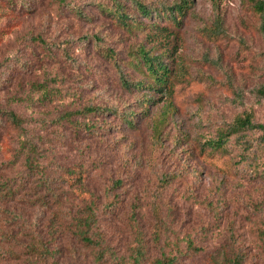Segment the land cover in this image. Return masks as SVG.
<instances>
[{
	"label": "rangeland",
	"instance_id": "374dc122",
	"mask_svg": "<svg viewBox=\"0 0 264 264\" xmlns=\"http://www.w3.org/2000/svg\"><path fill=\"white\" fill-rule=\"evenodd\" d=\"M89 1L0 0V264H135L137 249L142 264L164 254L264 264V182L251 174L264 171V153L239 164L235 140L229 156L199 150L244 112L264 124L257 0H188L177 25L120 0L134 29ZM108 49L131 81L142 79L131 65L139 51L163 57L165 93L125 90ZM144 95L156 103L141 108ZM128 111L133 127L120 118ZM87 207L101 260L71 234Z\"/></svg>",
	"mask_w": 264,
	"mask_h": 264
},
{
	"label": "trees",
	"instance_id": "16d2710c",
	"mask_svg": "<svg viewBox=\"0 0 264 264\" xmlns=\"http://www.w3.org/2000/svg\"><path fill=\"white\" fill-rule=\"evenodd\" d=\"M112 2L108 5L107 2H100L98 0H90L89 6H94L100 9L103 14L109 15L119 21L126 29H134L136 27H142L137 23V20L132 15L125 12V7L120 0H108ZM186 5H174L173 7L163 6L162 9L157 7L144 5L139 0H131V4L135 6L138 11L139 17L146 18L156 22L157 20H167L173 25H177L179 22L178 14L183 13L184 9L189 4L186 0ZM74 14L79 18H86V15L81 9H77L75 6L72 7ZM255 12L260 17V32L264 37V0H257L255 4ZM151 34V32L149 33ZM108 56L115 60V67L119 73V80L122 83V87L125 90L142 91V90H153L160 93H165L170 79V70L166 63L163 61V57H158L150 52L139 51L138 56H134V61H131L132 67L135 71L141 73L142 79L139 81H131L124 73L121 65L117 62L116 55L108 49ZM264 56V53H263ZM133 88V89H132ZM256 97L259 100H264V86L259 88L256 92ZM153 101V102H152ZM141 108L148 104L156 103L154 98L144 95L140 100ZM95 109H90L84 112H91ZM110 113V111H107ZM113 114L117 113L112 111ZM136 113L128 111L123 113L120 118L125 126L133 127L134 117ZM9 119L15 124H19L20 119L14 114L9 113ZM235 140V144L239 150L240 161L239 164L246 163L248 161L254 163L259 160V152H264V124L259 123L255 120L252 112H244L241 116L235 118L232 122L226 123L223 127L219 128L218 131L208 138L201 147L199 148L202 155H208L209 157L216 156H229L230 143ZM257 164L258 161H257ZM264 166V163H263ZM251 174L255 176V180L264 182V171L260 172L258 168L251 171ZM83 182L82 180L79 181ZM99 218L96 217L95 209L87 207L82 210L76 218L71 220V225L74 226V230L71 231L73 240L79 244L88 248H98L100 253L98 259L101 260L105 249L102 244H99L98 236L101 241L104 242L102 233L99 231ZM264 238V231L261 232ZM102 252V255H101ZM136 255H133L135 264H142V260L145 256L143 249L134 250ZM182 258L179 254H164L161 258L154 261L153 264H177ZM215 264H244V258L240 255H236L233 259H225L223 262H214Z\"/></svg>",
	"mask_w": 264,
	"mask_h": 264
}]
</instances>
